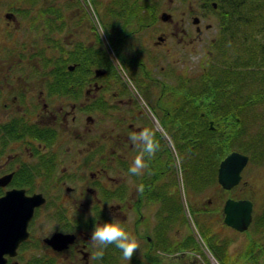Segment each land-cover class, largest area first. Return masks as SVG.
Segmentation results:
<instances>
[{"label": "flooded vegetation", "instance_id": "1", "mask_svg": "<svg viewBox=\"0 0 264 264\" xmlns=\"http://www.w3.org/2000/svg\"><path fill=\"white\" fill-rule=\"evenodd\" d=\"M71 1L73 22L65 21L63 0L38 10L0 0V179L9 176L0 184V197L14 189L46 197L20 228L27 235L14 255L6 254V264H127L115 243L103 247L102 257L96 255L101 246L91 239L93 213L97 222L119 220L143 242L136 254L139 263L175 264L187 258L193 264L187 251L200 245L177 238L174 223H159L160 207L173 206L176 189L181 194L184 189L181 202L192 232L196 218L199 223L207 219L218 230L222 217V226L238 232L225 223L229 199L250 200L255 209L244 175L229 188L219 181L221 160L229 152L222 153V144L239 134L227 133V128L240 131L242 113L259 116L253 98L241 104L222 102V81L215 77L226 48L215 45L227 26L208 21L220 0H202V16L192 13V0L176 8L169 0L161 14L157 0H89L88 14H80L79 0ZM261 4L264 0H253V11ZM163 12L171 16L164 19ZM95 16L112 47L103 56L108 63L104 80L109 76L116 84L120 79L118 90L79 61L76 70L85 72L64 73L70 59L64 56L65 26L77 30L71 58H79L81 47L93 49L97 42L79 38L87 17L93 29L98 27ZM195 44L205 52L192 64L188 54L197 51ZM50 45L58 53L54 59L43 55ZM70 77L73 82L65 83ZM89 112L103 118L101 124L97 114L86 117L85 132L90 124L102 129L96 138L78 130V117ZM146 130L157 145L151 154L141 141L130 139ZM137 156L145 164L139 174L129 171ZM220 237L227 244L218 241V248L231 256V241Z\"/></svg>", "mask_w": 264, "mask_h": 264}, {"label": "rangeland", "instance_id": "2", "mask_svg": "<svg viewBox=\"0 0 264 264\" xmlns=\"http://www.w3.org/2000/svg\"><path fill=\"white\" fill-rule=\"evenodd\" d=\"M64 1L65 0H63V3H64L65 8H66V5H67V3H69V0H68V2H64ZM152 1L155 2L156 0H151V2ZM55 2H56V0H50V1L49 0H18V1H16V3L19 6H21L22 8H32V9L35 8L36 10L46 6V4H54ZM103 2H107V1L106 0H100L98 2V4L103 3ZM202 2H203L202 0H192V13L193 14H196L199 16L203 15L202 13H203V8H204V6H203L204 3H202ZM82 3L84 5V7L86 8L89 6L88 3H90V1L89 0H82ZM183 3L186 5L185 0H174V4L171 7L176 8L178 5H181ZM227 4L229 7L230 3H227ZM244 4L245 5L243 6V8L239 14L240 16H242V17H239L240 21L236 20L235 17H232L231 19L229 18L228 21L226 22L227 18L222 17L220 24L224 25L226 23L227 26L241 25L240 29H242L243 34L247 38L249 37L250 34H252L253 37L249 38L248 40L251 43V46L253 45L255 47V53L258 54V51H259V56H257V57L260 59V61L264 65V51H263L264 50V6H263V4H261V5H259L257 10L253 11V5H252L253 0H245ZM156 5L159 8L158 13L161 14L162 8L165 6H169V0H157ZM71 6H73V5H71ZM0 8H2V7H0ZM100 8H101V6L99 7V9ZM3 9H5V8H3ZM88 9H91V7ZM80 10L82 11L81 7H80ZM73 14H74V11H72L71 9L66 12L67 18L70 22H73L72 21V15ZM25 18L29 19V18H31V16H26ZM75 18H76V16H73V20ZM86 19L88 21L86 20L85 23L81 27H79L80 28L79 38H81L82 40H85L86 42H88V44H90L92 42H96V41L99 42L98 40H96V35L98 36V34L102 32V37H103L104 43L102 42L101 44H103V45H100V46H102L104 49H106V48L109 49V47H108L109 36L106 33L107 31L105 30V28L103 27V30L101 28L93 29L94 27L93 28L91 27L92 24L91 23L89 24L88 17ZM208 21H210L214 26L217 25L218 21H219L218 20V12H213V17L210 18ZM244 23H246V24H244ZM75 30H76L75 27L70 26L68 31L64 33V41H65L64 43L68 49H71V47L74 45L73 43L75 42V36H76ZM213 30H214V28L211 29V33H213ZM228 30L225 29V31H228ZM142 35L144 37L147 34L145 33ZM146 38H148V35L146 36ZM149 40L151 42L153 39H149ZM240 45H241V42H240V39L238 37H237V39H233L232 41H226V39H225L224 46H226L225 54H226V62L227 63H230L231 53H234V52L237 53L240 50ZM149 47L151 48L150 45H149ZM196 47H197L196 52L188 54V57L191 58V60H192L191 61L192 64L196 63L198 61V59L202 56V53L205 52V48H203L202 46L196 45ZM111 49H112V47H111ZM50 54H51V52H48V56H50ZM155 55H157V53H155ZM166 62H168L167 59L161 61V63H166ZM101 66H104V64H101ZM260 70H263V73H262L263 75L260 74V72H259L260 77L251 78L250 85L248 86V84H246V88H245V90H246L249 87L250 88L249 90L253 92L256 89L255 88L256 82L258 81L259 85L261 84L260 91L259 92L255 91V95L251 94L252 96H255V101L257 102L256 104H258V103L262 104L261 109H259L260 107H258L259 114L262 113V111L264 112V66ZM253 71L255 72L254 69H253ZM158 73H159L158 71H154V74L157 75ZM256 75H258V73H256L255 76ZM104 78L105 77H101L100 82L106 83L107 81H109V83H111V86H112L111 89L112 90H118L120 79H118L117 83L115 84L114 82H112L111 77L108 76V78H106V80H104ZM171 78H172V76H170V79ZM259 78H260V80H259ZM82 99H84V97ZM89 114H92L94 117L97 114L98 120H102L101 121V124H102L103 118H101V114H99L98 112H96V113L89 112V113L82 114L80 116L78 115L79 116L78 117V123L79 124L77 126L79 127V129L78 128L77 129L79 130L80 133L83 132L84 135L89 134L93 138H96V136L98 135V133L100 134V131L102 129L99 131L98 129H96V126L94 124H90V126H89L90 130L88 132L84 131L85 126L89 125L86 121V117ZM245 120L247 121V123L245 122ZM245 120L243 121L242 127L240 128V132L237 135V138H235V139L233 138L231 140V148H233V149L236 148L239 150L242 149L251 155V161L249 162V164L245 168L243 175H244V180L249 182V188H248L249 190L247 191V193L251 196V198H254V200H255L254 222L251 226L252 230H250L249 232H246V233L237 234V233L229 230V228L221 225V223L223 221V217H222V218H219V220H218L219 224L217 225V228H216V229H218V231L214 234H221L223 237H226V238H228V240L231 241L232 244L230 245V253L229 254L235 260L234 264H264V252H262L259 248H257L259 241L264 243V221L262 220V218L264 216V128L261 125V124L264 125V116H258V115L256 117L246 116ZM98 123H99V121H97V124ZM101 124L99 125L100 127H102ZM75 132H76V130H75ZM180 195L182 197L185 195L184 189L182 191V194L180 193V191L178 189H176L175 199H174V202L172 204L173 206L168 208V205L165 204V205L160 207V209L162 210L163 216L160 217L159 223L161 225L167 224V226L170 223H174V227H175V231H176L175 234H176L177 238H186V239L189 238L190 240H193L195 242V245L204 246L205 249L201 248L199 250L201 252H206V254L209 258L208 259L209 264H213V261L211 258H213L219 264H233V260L230 259L227 254H226V257H224L222 250H220L218 248L215 241H212L210 239L211 233L210 232L207 233V231L205 230V224L199 223L198 218L195 219L196 221H193V223H194L193 227H192L193 232L191 231V226H189V224L186 220L185 210H184V207L182 205ZM50 196H52V194ZM167 216L169 218H166ZM255 220H256V222H255ZM260 220L263 223L259 224V226H258L257 223ZM211 225H212V223H210V226ZM141 230H144V228H142ZM194 231H196V232L194 233ZM214 231H216V230L214 229ZM196 236L199 237L202 244L200 243V241H198V242L196 241V239H197ZM214 237H215V235H214ZM224 239L222 237H220L218 239V241L220 243L222 242L224 244H227V242ZM252 239H253V241H252ZM252 242H254L253 243L254 244V251L251 252L252 253L251 255H249V247L252 244ZM142 245H143V242H142V244L138 243V248L136 249L137 252L140 248L143 247ZM140 256L143 257L142 255H140ZM203 259H204V261L207 262L206 256H203L202 259L199 258V260H197L198 262L196 261L194 255H189V257H188V260H193V262L195 264H202ZM178 261L179 260H176L177 264L179 263ZM127 264H139V260L137 259V257L132 256L131 259L127 258ZM160 264H164V262L162 261ZM179 264H187V263L185 260H182V261H180Z\"/></svg>", "mask_w": 264, "mask_h": 264}, {"label": "water", "instance_id": "3", "mask_svg": "<svg viewBox=\"0 0 264 264\" xmlns=\"http://www.w3.org/2000/svg\"><path fill=\"white\" fill-rule=\"evenodd\" d=\"M170 15L164 13V19ZM74 66H70L73 69ZM96 75L105 73L103 69H96ZM248 156L238 151L231 152L222 162L219 168V181L227 188L239 183L241 172L248 162ZM9 180V176L0 179V184L4 185ZM45 197L38 193L27 196L24 190H10L0 197V264H6L5 254L14 255L16 248L26 237L20 231L21 227H26L27 222L33 215L36 206L43 203ZM253 203L250 200H233L226 202L224 212L225 221L239 229L246 230L252 221Z\"/></svg>", "mask_w": 264, "mask_h": 264}, {"label": "clouds", "instance_id": "4", "mask_svg": "<svg viewBox=\"0 0 264 264\" xmlns=\"http://www.w3.org/2000/svg\"><path fill=\"white\" fill-rule=\"evenodd\" d=\"M130 139L133 142L141 141L144 152L149 154L153 153L157 147L156 143L152 140L150 130L143 131L140 134L132 133ZM144 167L143 158L137 156L132 161L129 171L139 174ZM140 188L142 190L143 185ZM92 215L94 217V226L91 231V239L101 246L96 255L102 257L104 255L103 247L115 243L122 250V255L131 259L134 251L138 248V241L126 230V226L116 219L97 222L95 214L93 213Z\"/></svg>", "mask_w": 264, "mask_h": 264}, {"label": "trees", "instance_id": "5", "mask_svg": "<svg viewBox=\"0 0 264 264\" xmlns=\"http://www.w3.org/2000/svg\"><path fill=\"white\" fill-rule=\"evenodd\" d=\"M227 3H230L229 7H228ZM244 3H245V0H226L227 6L225 5V14L229 16V17L226 16V18H227L226 20H228L229 18L231 19L232 17H235L236 20L240 21L239 17H242V16H240L239 14H240L243 6L245 5ZM246 23H244V24H246ZM83 54L85 55V57L83 58V61L81 62V64H83L87 68L90 69V67L92 65L103 64L102 63L103 60L101 59V53H100V50L98 48L91 50V49H88L86 47H81L80 55H83ZM257 56H259V55L257 54ZM65 61H66V59L64 60V64H65ZM245 64H242V63L237 64V67H239V68H235V65H233V64L232 65L226 64V67L224 69V75H223L224 77L223 76L219 77L218 76L219 73L216 74L215 81H218V82L222 81V87H223L224 93L227 90H230L232 85H234L233 84V78L238 79V77L235 74L238 72H242L241 67H245V68L248 67V65H247L248 63H245ZM263 66H264L263 64H259L257 66L258 70H260ZM75 71H79V70H75ZM259 72H263V70H260ZM64 73L72 75V74H74V71L71 72V71L64 69ZM72 81H73L72 77L65 80L66 83L72 82ZM240 96H242L241 93H240ZM222 98H226V94H223ZM245 102H247V100ZM227 117L231 118V117H233V114L232 113L227 114ZM224 118H225V116H224ZM227 129H228L227 133H230V134H234V132L238 131V129L235 126H230ZM207 136H209V134ZM222 145H223V152L222 153H226L229 150V138L227 139V141L225 140L224 144H222Z\"/></svg>", "mask_w": 264, "mask_h": 264}]
</instances>
